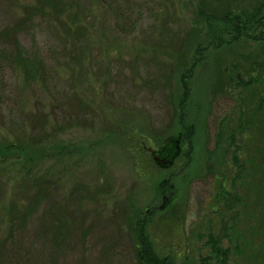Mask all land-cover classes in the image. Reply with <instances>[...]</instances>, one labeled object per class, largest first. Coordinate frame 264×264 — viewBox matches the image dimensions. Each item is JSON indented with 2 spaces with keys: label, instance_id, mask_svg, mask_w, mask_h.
I'll return each mask as SVG.
<instances>
[{
  "label": "rangeland",
  "instance_id": "374dc122",
  "mask_svg": "<svg viewBox=\"0 0 264 264\" xmlns=\"http://www.w3.org/2000/svg\"><path fill=\"white\" fill-rule=\"evenodd\" d=\"M78 1L91 6L82 23L95 28L83 37L65 34L49 16H32V0H0V32L23 21L16 36L27 55L43 59L50 78L46 91L26 88L4 54L11 41L0 38V141L40 133L35 118L46 115L48 143L66 147L52 149L36 169L53 180L59 201L74 206V239L58 264H137L130 219L160 205L158 184L167 177L175 212L166 224L158 212L149 227L159 251L178 264H222L208 243L212 234L229 251L224 264H264V124L256 114L264 46L245 37L224 45L216 37L230 41L222 12L243 14L263 0ZM118 13L126 33L115 29ZM198 45L204 50L186 109L195 127L188 160L175 106ZM155 157L165 166L157 168ZM4 159L7 202L21 160ZM41 217L40 208L18 234L20 264L45 258L32 261ZM6 231L3 222L0 235ZM13 246L3 254L15 264Z\"/></svg>",
  "mask_w": 264,
  "mask_h": 264
},
{
  "label": "trees",
  "instance_id": "16d2710c",
  "mask_svg": "<svg viewBox=\"0 0 264 264\" xmlns=\"http://www.w3.org/2000/svg\"><path fill=\"white\" fill-rule=\"evenodd\" d=\"M91 9L89 4H82L78 0H32V3L27 6L26 10L32 13V16H49L60 25L62 24L65 34L71 37L77 35L83 37L95 29L92 27L93 23H89L88 25L82 23L84 17L91 16ZM263 9L264 0L243 14H232L228 9L222 12L223 14L219 19H222L224 22L230 41H225V38L218 34L216 36L217 42L231 45L245 37L264 46V15L261 16ZM116 19H120L121 26L116 25L115 29L118 32L122 31L126 33L128 26L124 25L126 18L118 13ZM23 23V21H19L18 25L22 26ZM18 25L0 32L1 39H9L11 41V49L5 50L4 54L26 88H32V92L38 90L46 91L50 78L45 63L39 56L27 55L26 51L22 48L16 36L17 31H19ZM203 50L204 47L198 45L195 55L191 60L192 63L181 74V94L177 101L178 105L175 106L182 130L178 137L182 138V142H185L187 146L186 152L183 154L186 155L188 160L191 159L193 150L195 127L187 123L186 109L191 95V78L193 77L196 64L203 59ZM84 51L85 48L80 53L82 54ZM70 54L73 56V53ZM76 56L77 53L73 57ZM77 62H80V59ZM247 84H251V82L249 81ZM258 102L256 114L257 116H261L260 120L263 121V125L264 98H259ZM35 120L40 123V133L34 134L35 132L32 131L31 135H23L13 141H0L1 160H5L4 158L6 157L21 160V163H19L21 165L20 170L17 172L18 177H16L12 193L7 202L4 199L6 192L4 174L0 168V225L5 222L7 230L4 235H0V264H13L3 254V248L9 244L14 245V258L17 261L16 263L20 264L15 256V254L18 255L19 252H22L20 243H18L20 242L18 234L26 228L28 222L34 218L40 208L42 209L41 220L44 221L38 234L34 233L32 236V261H34L37 255H40L45 257L41 261L42 264H58L60 257L71 247L72 240L74 239L72 226L75 225L76 218L74 216V218L70 219V211L74 206L70 202L65 205V202L59 201L53 189V180L45 174L38 173L36 170L40 161L54 153L51 152L52 149H56L55 153H62L66 147L60 145V142L55 143L54 141L52 145L48 143V135L45 129L46 115L44 117L42 115L36 116ZM177 154L172 155V158ZM155 158L153 162L157 168L165 166L164 160L162 163H159L157 162L159 161L158 157ZM158 191L161 196L160 205L154 208H147L144 212L137 213L130 219L128 231L133 239L137 264H178L171 253L159 251L155 247L154 241L149 234V227L155 221L154 218L158 212L162 213L159 221L164 224L168 223V220L175 212L176 189L172 178L167 177L163 179L158 184ZM232 198L237 197L234 195ZM79 199H75L74 203L81 208L82 198ZM53 209H57L59 212L54 214V212L52 213ZM47 216L53 217L48 223H44ZM209 236L208 243L212 247V252L215 253L216 258H214L216 262L224 264L226 256L229 253L228 249L221 246V240L218 237L212 234ZM203 264H208V262L203 261Z\"/></svg>",
  "mask_w": 264,
  "mask_h": 264
}]
</instances>
